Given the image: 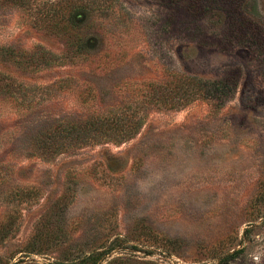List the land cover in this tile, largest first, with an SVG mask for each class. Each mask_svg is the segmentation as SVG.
<instances>
[{
	"label": "rangeland",
	"instance_id": "1",
	"mask_svg": "<svg viewBox=\"0 0 264 264\" xmlns=\"http://www.w3.org/2000/svg\"><path fill=\"white\" fill-rule=\"evenodd\" d=\"M29 2L0 3V264H264V0H100L67 31ZM106 120L136 128L45 146Z\"/></svg>",
	"mask_w": 264,
	"mask_h": 264
},
{
	"label": "trees",
	"instance_id": "2",
	"mask_svg": "<svg viewBox=\"0 0 264 264\" xmlns=\"http://www.w3.org/2000/svg\"><path fill=\"white\" fill-rule=\"evenodd\" d=\"M30 0H0V3H13L17 5H28ZM58 0L56 4H49L47 0L43 3V10H36L34 20L40 25L48 28L49 30H58V31H67L75 26V20L78 17V10L80 9H94L99 7L100 0ZM36 2V0H34ZM37 9V7H36ZM0 53L2 56H6L7 53L4 48H0ZM15 51L10 54H14ZM41 55L43 61L38 58H35L33 61H24L25 63L33 62L32 64L36 67L43 66V64L48 65L49 60L45 56V51L41 50ZM20 52H18L19 54ZM21 54V53H20ZM20 54L18 56H20ZM22 55V54H21ZM52 59V58H51ZM18 64H22V61L16 59ZM188 81V82H187ZM186 82L189 87L193 85V92L198 90L201 94L205 95H214L216 90H219L221 85L218 82L208 83L196 79H188ZM129 125V126H127ZM124 125L120 121H92L89 123V126H82L80 130L68 128V126L61 125L55 133L46 136V145L50 151L58 152L63 148H68L73 144H84L92 139H98L101 137H126L134 131L136 125L127 124ZM123 126H127L124 128Z\"/></svg>",
	"mask_w": 264,
	"mask_h": 264
},
{
	"label": "clouds",
	"instance_id": "3",
	"mask_svg": "<svg viewBox=\"0 0 264 264\" xmlns=\"http://www.w3.org/2000/svg\"><path fill=\"white\" fill-rule=\"evenodd\" d=\"M45 2V0H36V4L33 5L34 8L42 5ZM47 3L49 4H56L57 0H47Z\"/></svg>",
	"mask_w": 264,
	"mask_h": 264
}]
</instances>
